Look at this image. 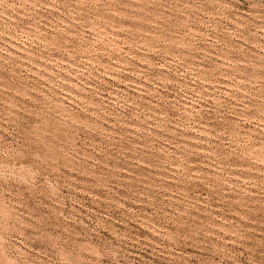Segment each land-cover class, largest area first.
Wrapping results in <instances>:
<instances>
[{
    "label": "rangeland",
    "instance_id": "obj_1",
    "mask_svg": "<svg viewBox=\"0 0 264 264\" xmlns=\"http://www.w3.org/2000/svg\"><path fill=\"white\" fill-rule=\"evenodd\" d=\"M0 264H264V0H0Z\"/></svg>",
    "mask_w": 264,
    "mask_h": 264
}]
</instances>
